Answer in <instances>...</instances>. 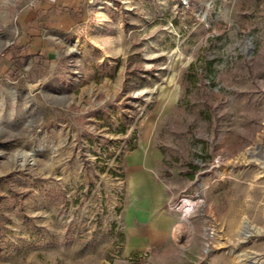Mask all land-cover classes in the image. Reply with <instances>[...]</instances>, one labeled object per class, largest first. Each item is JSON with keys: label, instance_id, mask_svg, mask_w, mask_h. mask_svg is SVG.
Listing matches in <instances>:
<instances>
[{"label": "rangeland", "instance_id": "1", "mask_svg": "<svg viewBox=\"0 0 264 264\" xmlns=\"http://www.w3.org/2000/svg\"><path fill=\"white\" fill-rule=\"evenodd\" d=\"M253 152L264 0H0V264H264Z\"/></svg>", "mask_w": 264, "mask_h": 264}, {"label": "crops", "instance_id": "2", "mask_svg": "<svg viewBox=\"0 0 264 264\" xmlns=\"http://www.w3.org/2000/svg\"><path fill=\"white\" fill-rule=\"evenodd\" d=\"M65 5L62 4L61 7H64ZM58 6L55 5H51L49 7L50 13L55 15L58 19V21H62V22H67L68 19V15L67 13H63L61 14V16H57L60 15L59 12H57V9L61 10ZM65 8V7H64ZM62 13V12H61ZM145 183L143 185H141V187H143V190L145 191V189H149L152 187V183H151V178H148L146 180H144ZM152 200L151 197L148 195H144L142 197H139L137 200V203L139 204V206H141V208H137L136 211H138L139 216H136V218H144L146 217V215H151L153 212H155L158 208L157 205L151 204ZM137 214V215H138ZM171 224H166L163 226H159V227H154V229L152 230V235L144 236V234H140L139 228L134 225L133 229H134V233L137 234V241L135 243H137V248H141L144 249L146 246L148 245H159L164 243L166 240H168L171 237ZM150 230V229H149ZM141 232V231H140ZM150 234V233H149ZM142 235V236H140Z\"/></svg>", "mask_w": 264, "mask_h": 264}, {"label": "built area", "instance_id": "3", "mask_svg": "<svg viewBox=\"0 0 264 264\" xmlns=\"http://www.w3.org/2000/svg\"><path fill=\"white\" fill-rule=\"evenodd\" d=\"M183 201H184V199L181 200L180 207L185 208V211H187V212L191 211V210H192L191 208H194L195 205L197 204V203L194 202V204L191 205V203H189V202H185V203H184ZM189 207H190V208H189ZM190 209H191V210H190Z\"/></svg>", "mask_w": 264, "mask_h": 264}, {"label": "bare ground", "instance_id": "4", "mask_svg": "<svg viewBox=\"0 0 264 264\" xmlns=\"http://www.w3.org/2000/svg\"><path fill=\"white\" fill-rule=\"evenodd\" d=\"M252 155H253V157H256V159L259 160V161L262 160V159H264V157L261 155V153L253 152ZM189 202H190V203H193V202L190 201V200H189ZM232 254H234V255H238V254H236L235 252L232 253Z\"/></svg>", "mask_w": 264, "mask_h": 264}, {"label": "trees", "instance_id": "5", "mask_svg": "<svg viewBox=\"0 0 264 264\" xmlns=\"http://www.w3.org/2000/svg\"><path fill=\"white\" fill-rule=\"evenodd\" d=\"M62 11H66V9L67 8H60ZM72 13V12H71ZM74 15V14H73ZM75 16V15H74ZM30 43V42H29ZM30 47V44H27L25 47H23V48H20L19 50L21 51V50H25V49H27V48H29ZM11 49H13L12 47L11 48H8L7 49V51H10Z\"/></svg>", "mask_w": 264, "mask_h": 264}]
</instances>
